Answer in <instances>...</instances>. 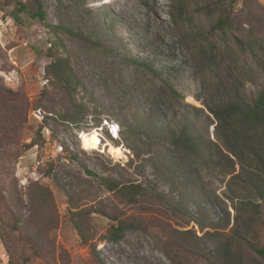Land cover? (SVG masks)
<instances>
[{
	"label": "rangeland",
	"instance_id": "374dc122",
	"mask_svg": "<svg viewBox=\"0 0 264 264\" xmlns=\"http://www.w3.org/2000/svg\"><path fill=\"white\" fill-rule=\"evenodd\" d=\"M42 1L45 21L17 9L33 0H0V264H211L238 201L260 199L250 162H236L235 179L225 173L232 163L208 106L234 91L251 101L264 84V0H183L176 20V0ZM51 51L80 78L72 94L49 81ZM41 125L43 141L29 147ZM184 126L209 149L167 141ZM87 169L145 192L130 203ZM110 216L133 224L117 243L106 238ZM211 220L230 225L212 234Z\"/></svg>",
	"mask_w": 264,
	"mask_h": 264
},
{
	"label": "trees",
	"instance_id": "16d2710c",
	"mask_svg": "<svg viewBox=\"0 0 264 264\" xmlns=\"http://www.w3.org/2000/svg\"><path fill=\"white\" fill-rule=\"evenodd\" d=\"M33 1V5L28 2H19L17 9L21 12L27 11L31 16L45 21L46 12L44 2L42 0ZM176 2L177 12L172 14L175 20L180 17L183 18L185 14L183 0H176ZM227 19L228 16L225 13L219 18L218 25L222 29H224V24L228 23ZM51 27L55 32L61 30L73 34L71 30L63 28L62 26L54 25ZM50 56L52 57V61L45 67L46 73L50 77L49 81L52 79L72 94L81 85V81L72 67L70 58L58 55L55 51H51ZM132 62L152 68L148 60L140 61L132 59ZM152 72L157 75L155 70L152 69ZM168 88L173 97H184L173 86L169 85ZM231 95L226 100H222V103L208 106L209 111L216 120L215 126L219 134L218 139L221 142V149H225L227 152L226 156L232 163L231 168L226 170L225 173L233 175L232 179H235L240 174L235 173L236 162L239 161L240 166L244 169H246L245 165L251 163V167L252 165L255 166L256 187L260 199L259 201H255L247 196L238 201V204L235 206L236 216L231 229L232 232L227 237L220 239L216 249V255L211 264H247L248 262L245 256L247 248L254 250L258 255V257H252L251 264H264V240L256 239L253 236V234H256L259 237H264V84L259 88L256 97L251 101L247 100L239 91H234ZM77 115V113H71L67 120L73 123L81 122L82 119ZM42 129L43 125L39 126L35 137L27 144L29 147L41 144L43 141ZM127 129L132 134H139L140 131L138 127L132 126H128ZM167 141L174 146L184 143L196 150L201 149L203 152L209 149V142H206L201 136L194 135L188 126L181 127L177 132L169 133ZM133 151H135V155H140L136 148H133ZM87 171L92 176H95L102 186H105L109 191L118 192L130 203H137L139 197L145 192L143 186L138 183H123L116 179L113 180L94 174L89 169ZM172 205L175 211L189 218L202 228H205V225L203 226L201 224L205 223L203 221L204 219L198 218L187 205L180 202ZM81 212V210L71 211V214L76 218ZM110 219L111 224L107 230L106 238L117 243L124 239V234H126L129 228L133 227V224L122 218L110 216ZM220 221L222 220H211L208 222L213 229V232L210 233L214 234L218 232V229H226L229 227L230 224H226L224 227L221 226ZM74 223L78 227L76 221ZM78 229H80V226ZM6 248L11 255V250L8 245H6ZM92 252L97 254L95 247L92 248ZM31 261V257H26L22 263L28 264ZM15 263L21 264V262Z\"/></svg>",
	"mask_w": 264,
	"mask_h": 264
},
{
	"label": "built area",
	"instance_id": "2783aa9c",
	"mask_svg": "<svg viewBox=\"0 0 264 264\" xmlns=\"http://www.w3.org/2000/svg\"><path fill=\"white\" fill-rule=\"evenodd\" d=\"M106 121V125H107V127H108V131L110 132V134L111 135H113V133H115L116 131H118V126L116 125V124H110L109 122H108V120H105ZM117 127H116V126ZM116 138V137H115Z\"/></svg>",
	"mask_w": 264,
	"mask_h": 264
},
{
	"label": "clouds",
	"instance_id": "9594fccd",
	"mask_svg": "<svg viewBox=\"0 0 264 264\" xmlns=\"http://www.w3.org/2000/svg\"><path fill=\"white\" fill-rule=\"evenodd\" d=\"M107 124V123H106Z\"/></svg>",
	"mask_w": 264,
	"mask_h": 264
}]
</instances>
